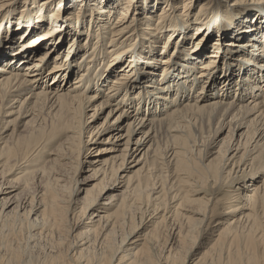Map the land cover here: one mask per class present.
I'll list each match as a JSON object with an SVG mask.
<instances>
[{
    "label": "bare ground",
    "instance_id": "obj_1",
    "mask_svg": "<svg viewBox=\"0 0 264 264\" xmlns=\"http://www.w3.org/2000/svg\"><path fill=\"white\" fill-rule=\"evenodd\" d=\"M29 1L0 0V22ZM62 1L33 0L46 8L56 4L48 20L39 9L23 27L18 15L0 24V264H264V175L256 173L264 170V0L234 1L231 14L242 21L226 48L239 55L221 76L215 52L182 54L187 64L176 67L181 50L172 56L167 50L175 40L190 41L191 21L196 43L208 41L203 24L226 12L229 0H159L162 6L149 0L151 9L142 5L147 0H124L119 11L117 0H74L95 7L85 21L65 5L64 20L75 24L60 40L55 30L64 20L55 15ZM48 40L53 51L41 53ZM141 53L152 66L135 65ZM29 125V137H38L20 146L26 136L18 130ZM54 131L64 134L65 154L35 160ZM100 143L106 157L81 160ZM71 154L79 158L75 174L88 163L98 175L80 199L79 179L69 182L46 167L72 165ZM28 164L34 170L23 171ZM236 168L241 174L230 185L237 176L241 188L231 199L244 198L219 199L208 185L217 189ZM8 229L11 238H4ZM57 233L68 249L54 242L44 259L24 260L26 240L36 247Z\"/></svg>",
    "mask_w": 264,
    "mask_h": 264
},
{
    "label": "rangeland",
    "instance_id": "obj_2",
    "mask_svg": "<svg viewBox=\"0 0 264 264\" xmlns=\"http://www.w3.org/2000/svg\"><path fill=\"white\" fill-rule=\"evenodd\" d=\"M118 1V7L121 5V1H124V0H117ZM120 1V2H119ZM234 1L235 0H229V3L228 4H226V7H224V9L226 10V12H223V11H221V10H218V11H216L217 13H216V18L214 19V22H211V23H208V21H207V19H206V22L203 24V26H202V33L204 34V36L206 37V39H208V41L207 40H203L200 44H198L199 42H197L196 43V41L193 39V37H192V35H194V33H195V26H193L192 24H191V22H190V26H189V30H187L188 32H187V34L189 35V38H190V41H188V42H186V43H184L183 45H181V44H175V41H174V43H171L170 42V48L168 49V47L167 48H165V50H167V53L169 52V54L172 56L173 55V53L175 52V53H179V51L181 50V52H180V54H178V60H177V62H178V64L176 65V67H178V66H180L181 64L183 65V64H187V63H184V61H182V60H179L180 58H182V54L184 55V57L183 58H186L187 56H189L191 53H194V52H192L193 50H195V53H194V55H197L198 53H202V54H211L212 52H215V54H218V57H215V58H213L216 62H215V65H214V68L215 67H217L216 69H215V73H219V75L218 76H221V75H223L224 74V72L227 70V67L228 66H230V65H232L234 62H237V61H235V58L239 55V53H237V54H235L234 55V53H232V52H230L229 53V50H228V48H226L227 47V45H229V42H230V40H232L233 39V32H234V30L236 29V27L238 26V25H236L237 24V22H239V21H242V19H239L238 17V19H233V16L234 15H239L237 12L235 13V14H231V10H232V8H233V10H235L236 8V3H234ZM245 1H247V0H245ZM74 2V0H68L67 2H65V0L64 1H62V5L60 6V10H59V14H56L55 15V17H56V19H58V16L60 15V16H62V20H64L65 18L63 17L64 15H66V12L68 11V9L65 7V5H67L68 4V6L70 5V10H71V12H73L74 10H80L81 12H82V14H81V18L83 19V20H85V21H87V19L88 18H85V13H86V11H90L92 8H94L95 6L93 5V3L90 1V3H86V2H83V4H81V3H79V2H77V3H73ZM39 2H37V3H34L33 2V0L32 1H29V2H27V4L26 5H24V3H22V5L21 6H19L15 11H16V13H14V14H12V13H10L9 11H4V13H5V15L1 18V19H4V18H6V17H15V16H21V26L23 27L24 25H28V20H29V18H30V16H32L33 15V12L32 11H37V10H39V9H42L41 10V13H42V15H43V12H44V15H43V19L44 20H48L47 19V15H49V13L54 9V7H55V5L53 4V5H51V6H49L48 8H46L45 7V5H39L38 4ZM250 4L249 5H247V6H250L249 8H251V7H253V6H255V4L253 5V3H251V2H249ZM142 4V3H141ZM155 4V2L154 3H151L149 0H147V4H145V1H144V4H142V5H144L145 6V8H147V9H151L152 7V5H154ZM161 5L162 6V3H160V1L159 0H156V6L157 5ZM80 7V8H79ZM67 9V10H66ZM121 8L119 7L118 8V11L120 10ZM199 9V7H197L196 8V10H194L193 12H194V14H195V12H197V10ZM25 10V11H24ZM216 10V9H215ZM227 11H229L228 13H227ZM192 15V17H190V18H194V15L193 14H191ZM190 15V16H191ZM241 15V14H240ZM208 18V16H206V15H203V18ZM9 18H6L5 20H3L2 22H0V24H2V25H5L8 21H9ZM12 18H10V19H12ZM253 18V17H252ZM251 17H250V19H251V23L253 22V19H252ZM31 19H32V17H31ZM81 19V20H82ZM59 20V19H58ZM78 21L77 22V25H79V26H81V23H82V21ZM217 21V22H216ZM55 23V22H54ZM53 23V24H54ZM86 23V22H85ZM194 23V22H193ZM35 24H38V28H41V29H39V31L41 32V31H44L45 30V28L47 27L45 24H43V22L42 21H39L38 20V22H36V19H35ZM34 24V25H35ZM72 24H75V20L73 19V20H71V21H62L59 25H58V27H57V29L55 30V34L58 36V39H60V40H62L60 37H61V33H63L64 31H65V29L67 30L69 27V25H72ZM33 25V26H34ZM87 25V24H86ZM73 26V25H72ZM166 26H168V24L166 25ZM28 27H32V26H28ZM16 28H17V26H16ZM15 29V28H14ZM184 30V29H183ZM38 31V32H39ZM167 32H165V34H166ZM29 34H31L30 33V30L28 31V32H26V35H29ZM7 35V37H9V35H11V33H6L4 36H6ZM166 35H168V33L166 34ZM183 35V34H182ZM52 36V35H51ZM8 39H10V38H8ZM52 39V38H51ZM14 42L15 41H17V45L18 44H20V41H19V36L18 37H16V39H15V36H14ZM177 40H182V36H181V38H180V35L177 37ZM56 41V39L54 38V42ZM245 42L246 40H242L241 42ZM163 40L161 41V43H156V47H155V49H156V51H158V52H161L162 51V48H163ZM215 42H217L218 44L217 45H215L214 43ZM240 42V43H241ZM51 43V40H48V41H46V46H40V47H45V48H43V49H45V50H43V52H41V53H45V51L47 50L49 53L51 52V51H53V50H51L52 48H53V45L52 46H47L48 44H50ZM68 42H66V43H64V44H67ZM196 43V44H195ZM55 45H57V43H54ZM172 44V45H171ZM169 45V43L167 44V46ZM221 47V49L220 50H218V49H215V47ZM196 48L198 49V50H196ZM230 48H236L235 46H230ZM183 50V51H182ZM147 51V50H146ZM198 51V52H197ZM217 51H220V53L219 52H217ZM224 52V53H223ZM71 55H73V53L71 54ZM144 54H140L139 56H138V59L140 60V61H138V60H136L135 61V65L137 64V63H140L141 64V62L143 63L140 67H142L143 65H144V67L145 66H152L153 64H148V63H146L147 62V58H148V56L147 55H144ZM48 56L49 55H47L46 56V59L48 58ZM156 56V55H155ZM225 56H227L226 58H225ZM173 57H175V56H173ZM229 57H231V58H229ZM64 58H66V57H64ZM135 57H133V59H134ZM158 59H159V57H157ZM225 58V59H224ZM205 61V58L204 59H202V60H200V61H198V63H197V66H199V64H201V63H203ZM49 66H50V68H51V65L53 64V61L52 60H49ZM244 63L246 64V63H248V61H244ZM235 64V63H234ZM102 68H104V67H102ZM234 68V67H233ZM144 68H142L141 69V71L143 70ZM146 69H152V68H146ZM172 70H174V69H172ZM198 69H196V71H197ZM141 71H140V73H141ZM212 71H214V69H212L210 72H212ZM198 72V71H197ZM161 73V72H160ZM76 77V75H74V76H72V79H71V81H73V79ZM137 79H140V75H138V76H135ZM111 78H113V77H111ZM111 82V79L109 80V83ZM200 86H201V84L199 85V86H197V88L196 89H199L200 88ZM107 87V86H106ZM106 87H105V89H106ZM106 91V90H105ZM104 117L105 116H103V117H101L99 120H98V122L96 123V124H99L101 121H103V119H104ZM32 129V125H29V127L28 126H22V127H20L19 128V130H18V133L20 132L22 135H25L26 136V143H24L23 142V144L24 145H20V146H27V145H29L35 138H37L38 136H33L32 138H30L29 137V133H27V130H31ZM32 132V131H31ZM59 132H56V131H54V132H52V133H49L47 136H46V139H44V143H43V145H42V147H43V149L41 150V153H38L34 158H35V160H36V158L38 157H44L46 160H52L53 158H56V157H58V155H62L63 153L65 154V151H62L61 152V148H62V146H63V142L65 141V137H64V134L63 133H59ZM105 144H98V145H96L95 147H93L92 149H90V150H88V151H86L85 152V155L87 154L88 155V158H86V159H84V157H81V160L82 161H89V159H94V158H97V157H99V156H103V157H106L107 156V154L108 153H102V152H99L98 150L102 147V146H104ZM57 153V154H56ZM71 158H72V160H74V163H72V165H71V163L69 162L68 163V165L67 166H64V167H62V166H60V164H58L59 162L58 161H51L49 164H47L46 165V167H47V169H48V171L49 170H51V169H53L54 171H58V172H61V173H63V174H66L67 175V177H68V180H70L69 182H71V178H73V177H75V178H77V179H79V183H78V186H79V188H80V191L78 192L79 194L78 195H76L75 197L77 198V199H80L81 197H83L84 195H85V192H86V190L87 189H91V188H93V186H94V184H96L97 182H98V180H97V177H98V175H92V170H91V167H89V164L88 163H84V164H81L80 166H79V169H78V172L75 174V168H76V162L78 161V159H77V155L76 154H71ZM14 163V162H13ZM242 167V169H244V168H246V166L245 165H242L241 166ZM14 169V168H13ZM20 170H21V168L19 167V168H17V169H14V171H15V173H13L12 175H7L5 178L7 179V181H14L15 180V177L16 176H18L21 172H20ZM31 170H34V166L31 164V165H29L28 164V166L27 167H24V170L23 171H31ZM235 171L237 172L236 174H234V172L232 173V176L231 177H229L228 179H226V178H224V180H222V181H219L218 182V184L216 185L217 186V189H213V188H211L209 185H208V188H210L211 189V191H214V190H216L217 191V194H218V196H219V199H222V200H242L244 197H243V195H244V193H241V195L240 196H238L236 199L234 198V199H231L232 197H234V194H235V192H234V190L235 189H237L238 187L239 188H241L240 187V185H239V183H241L240 182V178H237V176H236V178H234L235 179V184H233V185H230V183H231V181H232V178L235 176V175H237L238 174V176L241 174L239 171H240V169H238V168H236L235 169ZM248 171H249V169H248ZM257 174H262V175H264V170H260V171H258V172H256ZM225 176H227L226 174H224ZM66 178V177H65ZM248 181V182H247ZM246 183H247V185H252L250 182H249V180H246L245 181ZM7 185L8 184H5V189H11V188H7ZM67 185H71L70 183L68 184L67 183ZM215 186V187H216ZM37 189H38V187H36ZM21 189H19L18 191H20ZM35 190V189H34ZM65 190L66 191H68L67 190V188H65ZM97 192V191H96ZM239 192H242V191H239ZM65 194H68L67 192H65ZM3 195H5L4 193H2V194H0V198H2L3 197ZM236 195V194H235ZM27 197V196H29V194H28V192H26V194H23L22 195V198L21 199H23L24 197ZM18 200H15V202H17ZM239 202L240 201H235V202H233V204H239ZM233 208H228V209H226L227 211H231ZM232 214H230L229 216H231ZM88 219H89V217L91 216V212L90 213H88ZM68 218H70V215H68ZM224 219H226L227 220V218L225 217ZM138 221V220H137ZM19 226V224L17 225V227ZM194 230H195V232L196 233H198V231H200L199 230V228H197V227H194ZM30 231V228L28 227L27 229H26V232H29ZM25 232V231H24ZM196 233H195V235H196ZM11 238V235H10V231H9V229L4 233V238ZM54 242H62V247H63V249L65 250V249H68V242H66L62 237H60V234H54L53 235V237H52V240H48V241H45V240H42L38 245H36V247H35V245L34 244H31V242H27V240L23 243V245H22V249L23 250H25V252H24V254H25V256L27 257H24V260H26V261H28V259H31V260H42V259H44V257L47 255V253H48V248H49V246H50V243L52 244V243H54ZM24 247V248H23ZM34 247V248H33ZM206 249H207V247L206 248H203L202 250H201V253H203L204 251H206ZM22 259H23V257H22ZM1 261H3V260H1Z\"/></svg>",
    "mask_w": 264,
    "mask_h": 264
}]
</instances>
